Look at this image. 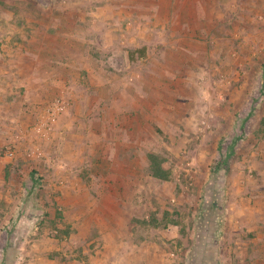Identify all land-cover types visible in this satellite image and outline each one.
Listing matches in <instances>:
<instances>
[{
	"label": "rangeland",
	"instance_id": "1",
	"mask_svg": "<svg viewBox=\"0 0 264 264\" xmlns=\"http://www.w3.org/2000/svg\"><path fill=\"white\" fill-rule=\"evenodd\" d=\"M226 1L0 0V264H264V0Z\"/></svg>",
	"mask_w": 264,
	"mask_h": 264
},
{
	"label": "crops",
	"instance_id": "2",
	"mask_svg": "<svg viewBox=\"0 0 264 264\" xmlns=\"http://www.w3.org/2000/svg\"><path fill=\"white\" fill-rule=\"evenodd\" d=\"M173 2V6L177 5V8L168 9L167 12L169 16L164 15L162 17L156 14L154 19L150 17L149 20L144 21L142 27L148 26L149 28H181L186 29L182 32L184 34H193L197 27H201L200 24L196 22L200 21H210L212 18L209 17V12L211 11H221V6L225 7L226 0H170ZM243 0H239V5L242 6ZM153 3V2H152ZM163 4V1H160ZM182 5V7H179ZM184 5V7H183ZM160 8V6H159ZM164 12V9L159 10V12ZM156 12V11H155ZM158 12V11H157ZM199 12V15H197ZM211 22V21H210ZM203 27L211 26L210 24H203ZM213 27V26H212Z\"/></svg>",
	"mask_w": 264,
	"mask_h": 264
},
{
	"label": "trees",
	"instance_id": "3",
	"mask_svg": "<svg viewBox=\"0 0 264 264\" xmlns=\"http://www.w3.org/2000/svg\"><path fill=\"white\" fill-rule=\"evenodd\" d=\"M153 164H156L155 159H152ZM154 175L158 178H162L164 176V171L162 170V168H160V165H156L154 166Z\"/></svg>",
	"mask_w": 264,
	"mask_h": 264
}]
</instances>
